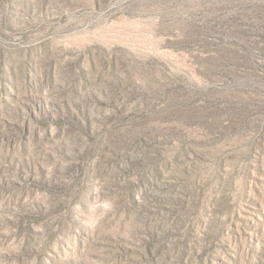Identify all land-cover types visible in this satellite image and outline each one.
Masks as SVG:
<instances>
[{
	"label": "rangeland",
	"instance_id": "rangeland-1",
	"mask_svg": "<svg viewBox=\"0 0 264 264\" xmlns=\"http://www.w3.org/2000/svg\"><path fill=\"white\" fill-rule=\"evenodd\" d=\"M0 264H264V0H0Z\"/></svg>",
	"mask_w": 264,
	"mask_h": 264
}]
</instances>
